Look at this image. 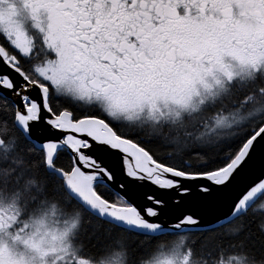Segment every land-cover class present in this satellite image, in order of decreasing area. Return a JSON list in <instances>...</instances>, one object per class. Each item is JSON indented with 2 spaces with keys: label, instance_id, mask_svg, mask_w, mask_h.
Listing matches in <instances>:
<instances>
[{
  "label": "snow or ice",
  "instance_id": "snow-or-ice-1",
  "mask_svg": "<svg viewBox=\"0 0 264 264\" xmlns=\"http://www.w3.org/2000/svg\"><path fill=\"white\" fill-rule=\"evenodd\" d=\"M0 264H264V0H0Z\"/></svg>",
  "mask_w": 264,
  "mask_h": 264
}]
</instances>
